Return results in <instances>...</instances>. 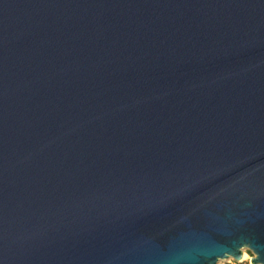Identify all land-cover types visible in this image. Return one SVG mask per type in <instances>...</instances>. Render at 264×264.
<instances>
[{
  "label": "water",
  "instance_id": "water-1",
  "mask_svg": "<svg viewBox=\"0 0 264 264\" xmlns=\"http://www.w3.org/2000/svg\"><path fill=\"white\" fill-rule=\"evenodd\" d=\"M264 264V0H0V264Z\"/></svg>",
  "mask_w": 264,
  "mask_h": 264
},
{
  "label": "rangeland",
  "instance_id": "rangeland-1",
  "mask_svg": "<svg viewBox=\"0 0 264 264\" xmlns=\"http://www.w3.org/2000/svg\"><path fill=\"white\" fill-rule=\"evenodd\" d=\"M245 259H244V262H250V259L252 257V254L249 252V251H246L245 252ZM235 262L234 260L232 259H228V260H223V261H220L218 264H227V263H233ZM250 264V263H249Z\"/></svg>",
  "mask_w": 264,
  "mask_h": 264
},
{
  "label": "trees",
  "instance_id": "trees-1",
  "mask_svg": "<svg viewBox=\"0 0 264 264\" xmlns=\"http://www.w3.org/2000/svg\"><path fill=\"white\" fill-rule=\"evenodd\" d=\"M227 264H249V263L248 262H243V263L233 262V263H227Z\"/></svg>",
  "mask_w": 264,
  "mask_h": 264
},
{
  "label": "bare ground",
  "instance_id": "bare-ground-1",
  "mask_svg": "<svg viewBox=\"0 0 264 264\" xmlns=\"http://www.w3.org/2000/svg\"><path fill=\"white\" fill-rule=\"evenodd\" d=\"M246 256H244V259H245Z\"/></svg>",
  "mask_w": 264,
  "mask_h": 264
}]
</instances>
